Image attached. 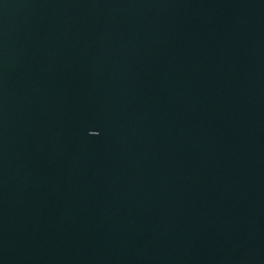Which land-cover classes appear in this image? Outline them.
<instances>
[{"label": "water", "instance_id": "95a60500", "mask_svg": "<svg viewBox=\"0 0 264 264\" xmlns=\"http://www.w3.org/2000/svg\"><path fill=\"white\" fill-rule=\"evenodd\" d=\"M0 264H264V0H0Z\"/></svg>", "mask_w": 264, "mask_h": 264}]
</instances>
